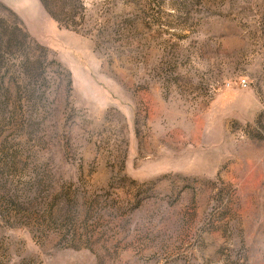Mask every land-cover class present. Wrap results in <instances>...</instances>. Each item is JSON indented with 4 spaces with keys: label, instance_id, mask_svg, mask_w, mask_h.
Masks as SVG:
<instances>
[{
    "label": "rangeland",
    "instance_id": "rangeland-1",
    "mask_svg": "<svg viewBox=\"0 0 264 264\" xmlns=\"http://www.w3.org/2000/svg\"><path fill=\"white\" fill-rule=\"evenodd\" d=\"M0 264H264V0H0Z\"/></svg>",
    "mask_w": 264,
    "mask_h": 264
},
{
    "label": "built area",
    "instance_id": "built-area-1",
    "mask_svg": "<svg viewBox=\"0 0 264 264\" xmlns=\"http://www.w3.org/2000/svg\"><path fill=\"white\" fill-rule=\"evenodd\" d=\"M240 83L242 84V86H246V82H245V80H242V81H240Z\"/></svg>",
    "mask_w": 264,
    "mask_h": 264
}]
</instances>
